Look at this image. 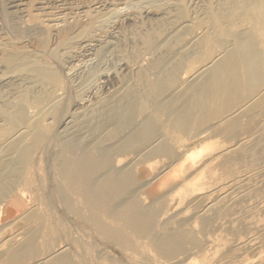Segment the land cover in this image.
I'll use <instances>...</instances> for the list:
<instances>
[{
    "label": "bare ground",
    "instance_id": "6f19581e",
    "mask_svg": "<svg viewBox=\"0 0 264 264\" xmlns=\"http://www.w3.org/2000/svg\"><path fill=\"white\" fill-rule=\"evenodd\" d=\"M0 264H264V0H0Z\"/></svg>",
    "mask_w": 264,
    "mask_h": 264
}]
</instances>
